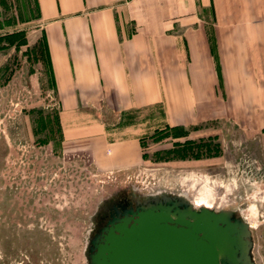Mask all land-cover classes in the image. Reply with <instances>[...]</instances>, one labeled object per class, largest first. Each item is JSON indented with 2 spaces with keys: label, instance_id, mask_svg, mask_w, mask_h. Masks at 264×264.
<instances>
[{
  "label": "crops",
  "instance_id": "1",
  "mask_svg": "<svg viewBox=\"0 0 264 264\" xmlns=\"http://www.w3.org/2000/svg\"><path fill=\"white\" fill-rule=\"evenodd\" d=\"M35 2L67 151L130 170L154 130L218 121L264 146V0Z\"/></svg>",
  "mask_w": 264,
  "mask_h": 264
},
{
  "label": "rangeland",
  "instance_id": "2",
  "mask_svg": "<svg viewBox=\"0 0 264 264\" xmlns=\"http://www.w3.org/2000/svg\"><path fill=\"white\" fill-rule=\"evenodd\" d=\"M37 14L35 0H0V264H90L101 213L131 197L230 213L249 227L251 263L264 264L263 144L223 121L189 142L181 130H154L140 167L100 171L62 147ZM148 116L134 115L142 133Z\"/></svg>",
  "mask_w": 264,
  "mask_h": 264
},
{
  "label": "water",
  "instance_id": "3",
  "mask_svg": "<svg viewBox=\"0 0 264 264\" xmlns=\"http://www.w3.org/2000/svg\"><path fill=\"white\" fill-rule=\"evenodd\" d=\"M178 207V205H175ZM150 207L125 214L92 241L90 264H252L249 227L226 213ZM188 218V219H187ZM115 223V224H114ZM240 228L241 232L238 231ZM242 237V238H241Z\"/></svg>",
  "mask_w": 264,
  "mask_h": 264
},
{
  "label": "flooded vegetation",
  "instance_id": "4",
  "mask_svg": "<svg viewBox=\"0 0 264 264\" xmlns=\"http://www.w3.org/2000/svg\"><path fill=\"white\" fill-rule=\"evenodd\" d=\"M131 200H132V202L127 203V200L125 201L124 199H119V200L113 202L109 208H107L103 213H101L100 218H99L98 222L96 223L97 228L99 229V233L93 239V242H95V240H97V239H101V237L105 234V230L110 228L112 226L113 222L122 219L125 214L129 215L130 212L135 213V212H139V211H142V210L150 208V207L172 208V210H171L172 213L175 212L177 209L180 211H184L186 209L187 210L189 209L191 211L200 212V208H194L191 205H188L187 203H185L184 201L174 199V198L158 197V198H148V199L142 200V201H136V200H134L133 197H131ZM132 204L135 206L134 208L132 207L133 206ZM175 205H178V207H175ZM210 211H212V210H210ZM212 212H214L216 214L226 213L227 218L231 222L237 221L239 224L243 223L241 220L234 218L228 212H222V211H220V212L212 211ZM238 231L241 232L240 228H238ZM242 240L246 241L249 239L242 238ZM92 249H94L93 243H92V247L90 249V254L92 253L91 252ZM240 252H241L240 250L237 252L236 257L241 260L240 264H243L245 259H244L243 255H241L242 253L240 254ZM249 253H250V249H249L248 255H249ZM220 264H228V263L224 262V263H220Z\"/></svg>",
  "mask_w": 264,
  "mask_h": 264
},
{
  "label": "trees",
  "instance_id": "5",
  "mask_svg": "<svg viewBox=\"0 0 264 264\" xmlns=\"http://www.w3.org/2000/svg\"><path fill=\"white\" fill-rule=\"evenodd\" d=\"M155 133H157V132H155ZM189 141H190V140H188V141H186V142H189ZM186 142H185V143H186Z\"/></svg>",
  "mask_w": 264,
  "mask_h": 264
}]
</instances>
